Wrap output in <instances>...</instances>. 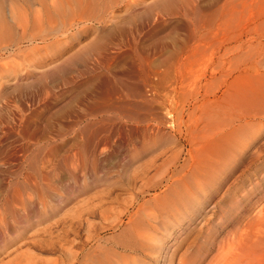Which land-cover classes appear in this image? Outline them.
Returning <instances> with one entry per match:
<instances>
[{
	"label": "rangeland",
	"instance_id": "obj_1",
	"mask_svg": "<svg viewBox=\"0 0 264 264\" xmlns=\"http://www.w3.org/2000/svg\"><path fill=\"white\" fill-rule=\"evenodd\" d=\"M240 32L264 34V0H0V264H23L32 236L57 232L89 207L102 239L82 264L109 260L108 247L129 240L128 229L109 225L143 182L140 171L155 165V184L172 158H160L164 148L181 147L176 164L191 162L183 134L173 131L179 122L199 130L211 53L246 46L226 41ZM166 109L171 127L161 123ZM263 153H246L196 210L175 220L158 260L146 264H196L213 252L236 226L224 214L234 194L242 215L264 210Z\"/></svg>",
	"mask_w": 264,
	"mask_h": 264
},
{
	"label": "bare ground",
	"instance_id": "obj_2",
	"mask_svg": "<svg viewBox=\"0 0 264 264\" xmlns=\"http://www.w3.org/2000/svg\"><path fill=\"white\" fill-rule=\"evenodd\" d=\"M52 4L51 7H55ZM50 10H48L49 14ZM230 37L226 41L229 42L232 39L234 42L247 44L246 46L237 43V45L233 43L234 46L222 44L211 53V55H215L213 62L215 66L213 65V69L208 73L209 79L203 83L200 93V107L205 106V114L201 117L202 122L199 121L202 123L201 127L198 130V127L190 126L183 131L178 126L179 122L173 131L174 134H183L185 138L183 140L187 142L188 146L186 153L191 158V162L176 164L182 151L181 147H175L173 150L164 148L161 149V152L159 151L160 158L164 159L168 153V156L171 154L172 158L167 168L162 171L163 176L155 184L152 180L154 178L150 179L149 177V167L154 169L155 165H150L147 167L148 169L140 171L142 174L140 173L139 177L143 182L139 187H136V191L134 188L129 194L128 199L123 202V210L115 212L114 224L109 225V228L119 230V233L123 229H128L129 240L122 244L109 246L107 255L110 259L107 260L106 257V260L100 264H146V261L151 259L157 261L162 251L160 249L166 242L163 238L174 221H177L181 215L196 210L206 199L210 188H216L246 153L249 156L252 155L251 159L253 156L258 158L263 153L264 43L258 47L252 46L251 43L264 41V34L241 33ZM3 42H5V38ZM209 108L212 109L211 112ZM165 113V119L161 118V123L169 124L171 127L173 124V122L171 123L173 120L170 118L171 111L166 109ZM171 139L173 140V138ZM193 150L197 151H194L195 153H198L199 150L200 154L198 155L202 156L197 157L199 161L192 159ZM250 162L252 163V160ZM248 164L250 165L249 162ZM249 165L245 167L247 168ZM240 175L242 176V174ZM189 176L191 177L189 178ZM148 181L152 185L146 184L145 186ZM230 184L232 185V180ZM160 185H162V188L159 189L161 192L148 196L150 187L159 188ZM243 195L245 196V193ZM147 196L149 198H146ZM166 200L168 204H165ZM102 206L98 209V214L105 221L107 212H104L105 208ZM240 207L241 204L234 194L228 209H224V214L230 222L237 220L235 228L231 232L225 231L222 239L216 240L212 244L213 252L210 251L207 253L208 255L204 253L206 254L204 257L203 254H200L201 258L196 260V264H264V210L262 208L252 214L249 212L250 216H248L249 214L244 216L239 211ZM129 209H134V211H129ZM93 210L94 208L89 207L76 211L62 229L54 233L45 231L43 233L46 235H43V238L32 236L26 245L23 264H82L86 260V250L93 244L98 246L102 239L97 234L98 230L92 229L90 216L92 217L94 214ZM139 213L142 218H138ZM159 215L161 218L163 217L162 224L156 220L159 219ZM160 225L162 226L160 227ZM33 232L36 233L35 230ZM82 234L85 235L83 239L81 238ZM40 254L51 257L63 254L64 257L61 260L55 258L44 260L45 257L42 256L44 257L42 258L39 256Z\"/></svg>",
	"mask_w": 264,
	"mask_h": 264
}]
</instances>
